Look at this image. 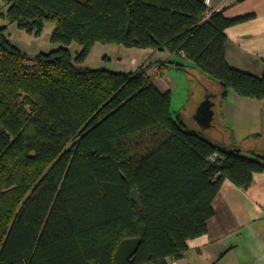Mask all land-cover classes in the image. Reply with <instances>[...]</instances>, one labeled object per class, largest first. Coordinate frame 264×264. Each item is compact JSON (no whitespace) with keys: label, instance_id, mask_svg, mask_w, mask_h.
Instances as JSON below:
<instances>
[{"label":"trees","instance_id":"trees-1","mask_svg":"<svg viewBox=\"0 0 264 264\" xmlns=\"http://www.w3.org/2000/svg\"><path fill=\"white\" fill-rule=\"evenodd\" d=\"M2 1L1 19L35 37L52 23L62 47L31 55L0 26V264H114L119 244L136 237L130 264L183 258L207 233L223 183L248 189L264 155L181 127L152 65H79L98 44L166 52L159 72L189 62L217 80L220 100L234 91L264 101V74L232 68L226 56V29L254 15L206 19L204 0Z\"/></svg>","mask_w":264,"mask_h":264},{"label":"crops","instance_id":"crops-1","mask_svg":"<svg viewBox=\"0 0 264 264\" xmlns=\"http://www.w3.org/2000/svg\"><path fill=\"white\" fill-rule=\"evenodd\" d=\"M212 7L229 19L254 15L253 19L226 29V56L232 68L262 77L264 0H213ZM165 53L161 52L162 55ZM170 58L169 54L168 60ZM158 68V64L154 66V70ZM158 75L163 74L160 72ZM220 93L221 90L216 94L213 109L218 106L224 121L231 120L237 124L241 120L238 124L246 123L250 130L241 140L233 139L230 144L225 141L217 146L240 149L244 156L246 152L251 154L252 157L248 158L252 159L256 158L255 152L264 155L261 152L264 150L258 148V142L264 138V131L261 132L264 126V101L245 98L234 91H230L225 100L219 101ZM235 124L233 128L237 130ZM210 127L214 128L213 121ZM246 139H254L257 143L243 146ZM213 209L215 214L208 223L207 233L188 241L185 256L179 260L169 259V264H264V172L254 175L248 189L239 188L226 180L213 202Z\"/></svg>","mask_w":264,"mask_h":264},{"label":"rangeland","instance_id":"rangeland-1","mask_svg":"<svg viewBox=\"0 0 264 264\" xmlns=\"http://www.w3.org/2000/svg\"><path fill=\"white\" fill-rule=\"evenodd\" d=\"M6 11L5 3L0 0V12ZM0 26H7L6 34L11 41L31 55L49 53L62 47V44L52 41V34L55 29V25L52 23L46 24L42 35L39 37L27 34L25 31L20 30L16 24H10L5 19L0 18ZM69 48L74 56H77V53L82 50V47L76 43H73ZM168 57V53L162 55L161 52H153V50L131 49L117 44H98L86 62L79 66L85 69L129 73L135 72L141 67L152 65L149 74L153 78V83L161 92H171L173 117L181 127L200 134L215 145H221L225 141L230 144L233 139L241 140L244 138L250 127L248 128L246 123L242 124L241 122L238 124L241 120L237 121V124L231 120L229 122L224 121L218 106L214 110V113H216L213 119L214 128L203 125L197 119V110L206 98L211 97L214 102L217 101L215 97L220 92V85L217 80L204 74L189 62L185 63L187 64L186 69L164 70L162 71L164 76L158 75L160 73L159 68L154 70V66L159 65L161 61H168ZM233 124L237 126V130L233 128ZM261 129H263L261 131L263 132L264 126ZM247 141L244 142L243 146H246V143L248 146L257 143L254 139ZM258 143H260L258 148L264 150V138ZM261 152L264 153V151ZM245 154L247 157H252L247 152Z\"/></svg>","mask_w":264,"mask_h":264},{"label":"water","instance_id":"water-1","mask_svg":"<svg viewBox=\"0 0 264 264\" xmlns=\"http://www.w3.org/2000/svg\"><path fill=\"white\" fill-rule=\"evenodd\" d=\"M215 102L211 98L206 100L200 105L197 110V119L201 121L203 125L210 127L214 118ZM142 243L141 238H128L124 239L118 246L115 256L114 264H130L136 253L138 252Z\"/></svg>","mask_w":264,"mask_h":264},{"label":"built area","instance_id":"built-area-1","mask_svg":"<svg viewBox=\"0 0 264 264\" xmlns=\"http://www.w3.org/2000/svg\"><path fill=\"white\" fill-rule=\"evenodd\" d=\"M224 2H226L227 0H223ZM205 5L208 9L207 13H206V19L210 18V16L215 12V10L213 9L212 5H213V0H204ZM219 159V153H215L212 157H211V161L216 163ZM174 260V259H173Z\"/></svg>","mask_w":264,"mask_h":264}]
</instances>
